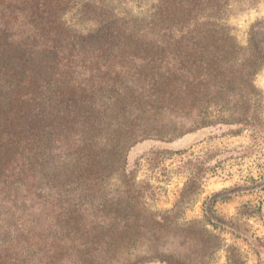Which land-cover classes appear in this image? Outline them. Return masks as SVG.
<instances>
[{
  "label": "rangeland",
  "instance_id": "obj_1",
  "mask_svg": "<svg viewBox=\"0 0 264 264\" xmlns=\"http://www.w3.org/2000/svg\"><path fill=\"white\" fill-rule=\"evenodd\" d=\"M158 5L71 0L62 22L86 34L108 12L140 23ZM209 21L238 52L202 41L190 56L169 40L92 38L67 48L31 90L18 82L23 50L0 56V94L27 92L56 147L40 152L39 174L24 171L26 189L31 175L39 181V210L28 201L15 232L30 256L8 252L4 264H264V60L255 74L247 64L264 0H230L197 18ZM193 87L201 103L175 98ZM235 121L247 126L220 125Z\"/></svg>",
  "mask_w": 264,
  "mask_h": 264
},
{
  "label": "trees",
  "instance_id": "obj_2",
  "mask_svg": "<svg viewBox=\"0 0 264 264\" xmlns=\"http://www.w3.org/2000/svg\"><path fill=\"white\" fill-rule=\"evenodd\" d=\"M70 2L71 0H0V56L9 51L11 54L17 47L23 50V56L16 59L20 62V79L23 83L18 82L29 84L30 90L33 85L39 87V76L47 70H53L65 56L61 54L67 48L70 51L83 48L92 38L98 42L112 36H125L158 43L169 40L173 42L172 51L176 53L184 51L190 56L196 55L198 45L202 41L221 42L225 49L232 53L238 52L237 44L233 43L217 24L210 21L202 27L197 24V18L201 15L218 14L230 0H159L157 12L151 18L141 20L140 23H132L128 18H117L115 14L108 12V15L100 21V27L86 34L67 29L62 22L63 14ZM86 4L88 3L84 5ZM100 9L104 10L102 7ZM117 22H119L118 26L115 24ZM173 22L175 25L172 24ZM251 36V57L248 58L247 64L248 67L254 66L252 70L255 74L259 62L262 63L264 60V47L260 42L262 39L264 41V21L252 26ZM176 38L179 39L175 40ZM40 39L44 42L37 49L30 44V40L34 43ZM22 43L25 44L24 48L20 46ZM181 43L186 44L182 46ZM94 46L98 48L96 43ZM199 50L202 54L212 52L209 47ZM218 50L219 48L216 47L213 53ZM176 90L177 100L185 98L190 104L203 101L195 87L188 91L181 88ZM16 91L15 85L11 92L0 94V264L11 259L8 252L14 253L23 263L30 256L31 247L26 251H19L22 238L17 240L15 232L20 235V232L24 231L21 223H17V219L23 214L24 208L28 207V201L34 202L39 210V181L31 175L35 181L32 185L33 190L26 189V184L23 182L24 171L28 169L39 174V169L35 168L41 164L40 152L51 153L56 148L55 143L50 139L55 135L54 132L47 135L40 134L39 121L42 117H40L39 104L26 105L24 102L27 92L19 94ZM239 97H242L241 93ZM202 122L200 124L203 126L216 125ZM220 125L229 128L247 126L240 121ZM151 134L157 138L165 136L161 132ZM43 166L41 165L40 168ZM35 227L38 229L37 225ZM37 252L38 249L35 253ZM14 259L17 261L16 258ZM32 264H39V261Z\"/></svg>",
  "mask_w": 264,
  "mask_h": 264
}]
</instances>
